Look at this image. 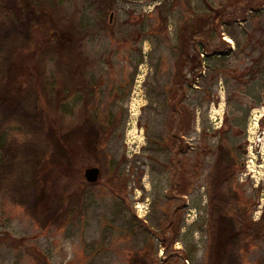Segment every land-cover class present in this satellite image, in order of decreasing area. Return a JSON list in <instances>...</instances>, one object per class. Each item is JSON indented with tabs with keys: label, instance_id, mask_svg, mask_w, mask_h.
Wrapping results in <instances>:
<instances>
[{
	"label": "rangeland",
	"instance_id": "obj_1",
	"mask_svg": "<svg viewBox=\"0 0 264 264\" xmlns=\"http://www.w3.org/2000/svg\"><path fill=\"white\" fill-rule=\"evenodd\" d=\"M49 1L81 83L57 136L46 127L48 157L14 162L29 185L0 180V264H207L212 172L219 190L234 177L238 209L212 264H264V0Z\"/></svg>",
	"mask_w": 264,
	"mask_h": 264
},
{
	"label": "trees",
	"instance_id": "obj_2",
	"mask_svg": "<svg viewBox=\"0 0 264 264\" xmlns=\"http://www.w3.org/2000/svg\"><path fill=\"white\" fill-rule=\"evenodd\" d=\"M54 8L49 0H0V30L11 27L0 37V106L7 112L0 116V180L13 172L15 161L30 160V171L33 167L38 168L48 157L49 142L47 144L43 139L46 127L49 123L56 122L57 127L54 126L51 130L57 136L63 123V103L76 94L75 85L80 86L81 83L76 74L79 65L72 57L73 50L68 49L69 44L56 32L48 33L49 26L44 18L48 17V10L54 11ZM17 25L23 26V30ZM31 54L29 64L24 56ZM50 63L56 71L53 70V76L49 80L47 66ZM66 92V97L59 99ZM12 103L17 104V108H13ZM19 108L22 114L17 112ZM10 126L20 128L23 135H29L31 140L9 143L5 136L8 135ZM100 136L101 133H98L96 138ZM14 171L15 183L5 188L7 190L17 191L15 185H23L28 178L26 173L18 174L17 169ZM29 171L26 169L24 172ZM213 177L214 172L210 175L208 187L210 241L207 264H212L216 243L223 237L219 230L220 218L236 208L230 186L234 177H225L220 190L214 186ZM27 185L29 184H24ZM238 213L239 211L236 213L237 233L232 241L237 250L241 251L242 245L247 242L249 230L246 222H243L246 221L242 218L244 214Z\"/></svg>",
	"mask_w": 264,
	"mask_h": 264
},
{
	"label": "water",
	"instance_id": "obj_3",
	"mask_svg": "<svg viewBox=\"0 0 264 264\" xmlns=\"http://www.w3.org/2000/svg\"><path fill=\"white\" fill-rule=\"evenodd\" d=\"M132 2H145L151 0H129ZM99 169L96 167L87 168L84 172V178L88 183H95L99 178Z\"/></svg>",
	"mask_w": 264,
	"mask_h": 264
},
{
	"label": "flooded vegetation",
	"instance_id": "obj_4",
	"mask_svg": "<svg viewBox=\"0 0 264 264\" xmlns=\"http://www.w3.org/2000/svg\"><path fill=\"white\" fill-rule=\"evenodd\" d=\"M244 220H246V217H245V214L243 215V217H242ZM243 222H247V221H243Z\"/></svg>",
	"mask_w": 264,
	"mask_h": 264
}]
</instances>
